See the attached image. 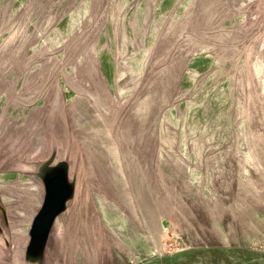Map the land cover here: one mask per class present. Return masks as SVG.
Listing matches in <instances>:
<instances>
[{
    "label": "rangeland",
    "instance_id": "rangeland-1",
    "mask_svg": "<svg viewBox=\"0 0 264 264\" xmlns=\"http://www.w3.org/2000/svg\"><path fill=\"white\" fill-rule=\"evenodd\" d=\"M57 160L37 264H264V0H0V264Z\"/></svg>",
    "mask_w": 264,
    "mask_h": 264
},
{
    "label": "water",
    "instance_id": "water-1",
    "mask_svg": "<svg viewBox=\"0 0 264 264\" xmlns=\"http://www.w3.org/2000/svg\"><path fill=\"white\" fill-rule=\"evenodd\" d=\"M39 176L43 192L27 229L24 255L40 259L53 220L64 209L71 195L72 183L68 179L67 164L63 160L48 165Z\"/></svg>",
    "mask_w": 264,
    "mask_h": 264
},
{
    "label": "bare ground",
    "instance_id": "bare-ground-1",
    "mask_svg": "<svg viewBox=\"0 0 264 264\" xmlns=\"http://www.w3.org/2000/svg\"><path fill=\"white\" fill-rule=\"evenodd\" d=\"M48 163L47 162H44V163H42V164H40L39 166H38V169H37V173L38 174H41L42 172H43V170L45 169V168H47L48 167ZM26 259H28V261H31L32 263L34 262V263H38L39 262V258L38 257H26Z\"/></svg>",
    "mask_w": 264,
    "mask_h": 264
},
{
    "label": "crops",
    "instance_id": "crops-1",
    "mask_svg": "<svg viewBox=\"0 0 264 264\" xmlns=\"http://www.w3.org/2000/svg\"><path fill=\"white\" fill-rule=\"evenodd\" d=\"M28 238V237H27Z\"/></svg>",
    "mask_w": 264,
    "mask_h": 264
}]
</instances>
